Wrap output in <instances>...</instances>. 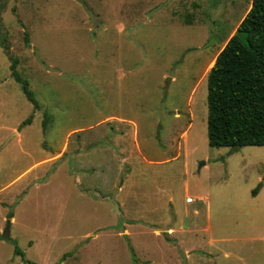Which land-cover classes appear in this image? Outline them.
<instances>
[{
    "label": "rangeland",
    "instance_id": "obj_1",
    "mask_svg": "<svg viewBox=\"0 0 264 264\" xmlns=\"http://www.w3.org/2000/svg\"><path fill=\"white\" fill-rule=\"evenodd\" d=\"M250 1L0 0V264H264V147L207 139Z\"/></svg>",
    "mask_w": 264,
    "mask_h": 264
},
{
    "label": "trees",
    "instance_id": "obj_2",
    "mask_svg": "<svg viewBox=\"0 0 264 264\" xmlns=\"http://www.w3.org/2000/svg\"><path fill=\"white\" fill-rule=\"evenodd\" d=\"M15 65L12 77L39 110ZM207 139L211 148L264 147V0L250 1L249 10L208 72ZM258 191L253 190L252 196Z\"/></svg>",
    "mask_w": 264,
    "mask_h": 264
},
{
    "label": "crops",
    "instance_id": "obj_3",
    "mask_svg": "<svg viewBox=\"0 0 264 264\" xmlns=\"http://www.w3.org/2000/svg\"><path fill=\"white\" fill-rule=\"evenodd\" d=\"M13 130H14V129H13ZM14 135H15L16 137H18V136H19V133L16 132ZM131 138H132V136H131ZM134 138H135V140H137V137H136V136H134ZM133 145H134V144H133ZM56 156H57V155H56ZM61 157H62V155H61L60 157L57 156V157L54 159V161L59 160ZM44 160H45V159H44ZM44 160L39 161V162L36 161V162L31 166V168H34L35 166H38V164H41L42 162H44ZM31 168H30V169H31ZM30 169H28L27 171H29ZM27 171H26V172H27ZM192 200H193V199H192ZM193 201H194V200H193ZM193 201H192L191 203H186V200H185V203H186V204H192ZM13 221H14V215H12V218L10 219V224L13 223ZM205 230H208V227H206Z\"/></svg>",
    "mask_w": 264,
    "mask_h": 264
},
{
    "label": "water",
    "instance_id": "obj_4",
    "mask_svg": "<svg viewBox=\"0 0 264 264\" xmlns=\"http://www.w3.org/2000/svg\"><path fill=\"white\" fill-rule=\"evenodd\" d=\"M9 226H10V224L8 223L7 228H6V230H5L4 234H3L4 237L8 236Z\"/></svg>",
    "mask_w": 264,
    "mask_h": 264
},
{
    "label": "built area",
    "instance_id": "obj_5",
    "mask_svg": "<svg viewBox=\"0 0 264 264\" xmlns=\"http://www.w3.org/2000/svg\"><path fill=\"white\" fill-rule=\"evenodd\" d=\"M193 200H192V198H187L186 199V203H191Z\"/></svg>",
    "mask_w": 264,
    "mask_h": 264
}]
</instances>
